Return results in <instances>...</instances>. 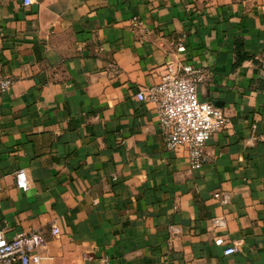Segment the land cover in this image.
Wrapping results in <instances>:
<instances>
[{"label":"crops","instance_id":"crops-1","mask_svg":"<svg viewBox=\"0 0 264 264\" xmlns=\"http://www.w3.org/2000/svg\"><path fill=\"white\" fill-rule=\"evenodd\" d=\"M168 63L227 119L200 170L138 98ZM0 72V229L44 230L42 264H264V0H0Z\"/></svg>","mask_w":264,"mask_h":264},{"label":"built area","instance_id":"built-area-1","mask_svg":"<svg viewBox=\"0 0 264 264\" xmlns=\"http://www.w3.org/2000/svg\"><path fill=\"white\" fill-rule=\"evenodd\" d=\"M22 4L30 7L34 0H22ZM178 51H186L183 43L178 44ZM210 77L211 73L208 70L190 64L168 63L161 82L146 93L138 94L140 101H149L156 105L159 125L166 137L169 150L178 152L182 148H187L190 166L195 170H200L208 162L206 145L227 123L222 109L199 98V86L206 84ZM14 83V78L0 72V99L13 88ZM15 178L19 189L29 190L30 182L26 170H18ZM214 197L223 205H228L231 200L229 194L224 192H217ZM226 225L227 220L224 217L213 220L215 229L224 228ZM50 230L52 237L61 235L56 221L51 223ZM49 242L50 239L44 230H34L8 239L5 231L0 229V264H42L48 252ZM215 244L219 247L226 246L224 254L228 256L238 253L244 241L227 243L222 236H218ZM109 262L108 257L100 260V264Z\"/></svg>","mask_w":264,"mask_h":264}]
</instances>
